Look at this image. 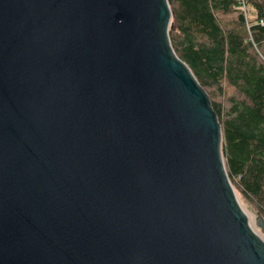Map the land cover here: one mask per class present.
<instances>
[{
	"label": "water",
	"instance_id": "water-1",
	"mask_svg": "<svg viewBox=\"0 0 264 264\" xmlns=\"http://www.w3.org/2000/svg\"><path fill=\"white\" fill-rule=\"evenodd\" d=\"M172 19L169 0H0V264H264Z\"/></svg>",
	"mask_w": 264,
	"mask_h": 264
},
{
	"label": "trees",
	"instance_id": "trees-1",
	"mask_svg": "<svg viewBox=\"0 0 264 264\" xmlns=\"http://www.w3.org/2000/svg\"><path fill=\"white\" fill-rule=\"evenodd\" d=\"M169 2L175 51L222 120L230 179L264 218V0Z\"/></svg>",
	"mask_w": 264,
	"mask_h": 264
},
{
	"label": "rangeland",
	"instance_id": "rangeland-1",
	"mask_svg": "<svg viewBox=\"0 0 264 264\" xmlns=\"http://www.w3.org/2000/svg\"><path fill=\"white\" fill-rule=\"evenodd\" d=\"M171 8H172V6H171ZM226 89H229V90H231V88H229V87H226ZM208 91V90H207ZM210 94V93H209ZM211 97V96H210ZM225 104H228V100L227 99H225ZM221 122H222V120H220ZM224 156H225V154H224ZM224 160H225V162H226V157H224ZM226 167H227V164H226ZM228 170V169H227ZM232 181V180H231ZM233 183V182H232ZM233 185H234V188H235V190H236V193L238 194V197H239V199H240V202H241V204L242 205H244L247 209H249L251 212H255V210H256V212L258 213V215L259 216H262L260 213H259V211L256 209V206L252 203V202H250L248 199H247V197H245L243 194H242V192L240 191V185H239V183H238V181H234V183H233ZM263 217V216H262ZM251 218V217H250ZM251 220V223H252V226L254 227V229L261 235V236H263L264 237V231L262 230V228L256 223V220L255 219H253V218H251L250 219Z\"/></svg>",
	"mask_w": 264,
	"mask_h": 264
}]
</instances>
